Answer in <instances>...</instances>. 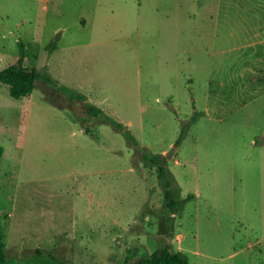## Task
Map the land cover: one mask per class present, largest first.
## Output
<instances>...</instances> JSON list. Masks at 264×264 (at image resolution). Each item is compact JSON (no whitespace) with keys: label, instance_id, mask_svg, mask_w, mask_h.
Here are the masks:
<instances>
[{"label":"rangeland","instance_id":"obj_1","mask_svg":"<svg viewBox=\"0 0 264 264\" xmlns=\"http://www.w3.org/2000/svg\"><path fill=\"white\" fill-rule=\"evenodd\" d=\"M23 54L33 93L0 82L8 264L168 244L190 264H264V0H0V69ZM140 150L167 156L175 204Z\"/></svg>","mask_w":264,"mask_h":264},{"label":"trees","instance_id":"obj_2","mask_svg":"<svg viewBox=\"0 0 264 264\" xmlns=\"http://www.w3.org/2000/svg\"><path fill=\"white\" fill-rule=\"evenodd\" d=\"M52 46H56L53 42ZM23 48V47H22ZM24 52V49L23 51ZM24 54L21 58L3 69H0V82L9 85L10 93L15 98L29 97L35 87L37 86V80L40 78L41 73L36 67H28L23 63ZM61 88L67 91L72 97L80 100L87 101V97L84 93L76 91L65 85H61ZM87 112L92 116L103 115L107 122H110L115 127L121 130H125L128 138L135 144L139 145V141L134 134L126 127V125L108 114L102 107L95 103L87 102ZM185 129L182 131L178 138L176 145L181 142ZM5 147L0 144V161L4 155ZM139 160L144 161L151 167H156L158 175L162 181V184L166 187V196L169 200V205L176 203L174 198H171V182L167 177L169 171L166 165L167 156L162 153L148 152L146 150H140L135 157V162ZM41 255V250L38 248L36 251ZM46 264H51L50 261H46ZM0 264H8V252L7 243L3 233L0 231ZM124 264H190L189 257L183 250H174L171 245L159 246L152 253H145L141 257L135 260H127Z\"/></svg>","mask_w":264,"mask_h":264}]
</instances>
